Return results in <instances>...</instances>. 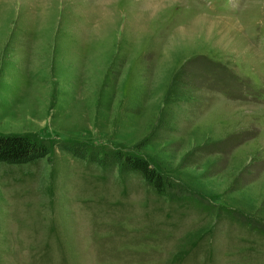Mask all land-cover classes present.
<instances>
[{
    "label": "rangeland",
    "instance_id": "rangeland-1",
    "mask_svg": "<svg viewBox=\"0 0 264 264\" xmlns=\"http://www.w3.org/2000/svg\"><path fill=\"white\" fill-rule=\"evenodd\" d=\"M22 133L176 189L59 149L0 163V264H264V0H0V134Z\"/></svg>",
    "mask_w": 264,
    "mask_h": 264
},
{
    "label": "trees",
    "instance_id": "trees-1",
    "mask_svg": "<svg viewBox=\"0 0 264 264\" xmlns=\"http://www.w3.org/2000/svg\"><path fill=\"white\" fill-rule=\"evenodd\" d=\"M206 60L209 63V69L212 71V67H214L213 63L208 59ZM202 69L205 72L208 71L206 67L202 66ZM224 82V78L222 77L219 81L215 79L214 84L217 87L219 85L220 89L228 88L230 85H224ZM54 149H59L73 157L96 163L100 166L115 164L121 170L136 172L160 196H168L170 191L176 189V185L169 177L159 171L149 159L140 155L120 150H100L82 141L39 138L29 133L0 134V163L13 165L26 164L48 157ZM183 198L184 200L188 199L186 196Z\"/></svg>",
    "mask_w": 264,
    "mask_h": 264
},
{
    "label": "bare ground",
    "instance_id": "bare-ground-1",
    "mask_svg": "<svg viewBox=\"0 0 264 264\" xmlns=\"http://www.w3.org/2000/svg\"><path fill=\"white\" fill-rule=\"evenodd\" d=\"M216 20H218V19H216Z\"/></svg>",
    "mask_w": 264,
    "mask_h": 264
}]
</instances>
